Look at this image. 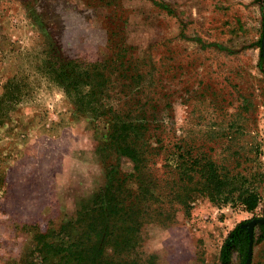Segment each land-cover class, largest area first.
Listing matches in <instances>:
<instances>
[{
    "label": "rangeland",
    "instance_id": "rangeland-1",
    "mask_svg": "<svg viewBox=\"0 0 264 264\" xmlns=\"http://www.w3.org/2000/svg\"><path fill=\"white\" fill-rule=\"evenodd\" d=\"M45 56L54 66L105 61L93 102L127 119L146 114L153 141L187 143L262 173L252 181L264 198V0H0V94L13 75L41 76ZM39 81L0 117V264L31 249L29 225L44 231L70 219L105 182L101 124ZM178 219L147 225L140 256L155 264H264V199L250 213L198 197ZM244 236L241 262L228 240Z\"/></svg>",
    "mask_w": 264,
    "mask_h": 264
},
{
    "label": "trees",
    "instance_id": "trees-1",
    "mask_svg": "<svg viewBox=\"0 0 264 264\" xmlns=\"http://www.w3.org/2000/svg\"><path fill=\"white\" fill-rule=\"evenodd\" d=\"M47 60L45 56L38 62L37 66L46 70L39 71L41 76L34 80L13 75L5 81L0 117H8V107L14 110L23 103L32 83L42 80L57 87L80 114H91L101 124L98 145L105 182L92 202L81 205L70 219L50 222L44 231L38 225H29L31 249L13 264H155L152 255L143 258L138 251L147 225L168 227L178 222V213L188 216L198 197L207 198L217 207L230 206L250 213L263 201L258 183L252 181L262 173L249 174L237 164L228 166L204 152H192L193 147L187 143L163 144L160 138L153 141L146 114L127 119L112 106L93 102L92 83L98 80L97 84L104 86L105 61L87 63L73 58L54 66ZM159 161L165 167L163 171L157 167ZM123 162L128 168L122 167ZM228 241L242 254L243 262L247 236ZM221 257L225 261L229 258L226 246Z\"/></svg>",
    "mask_w": 264,
    "mask_h": 264
}]
</instances>
